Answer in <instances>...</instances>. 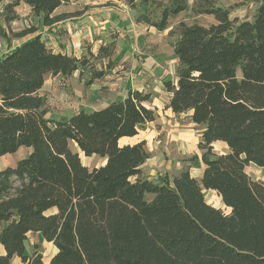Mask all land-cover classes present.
Segmentation results:
<instances>
[{"label":"trees","instance_id":"trees-1","mask_svg":"<svg viewBox=\"0 0 264 264\" xmlns=\"http://www.w3.org/2000/svg\"><path fill=\"white\" fill-rule=\"evenodd\" d=\"M64 1L0 0V37L7 38L3 24L17 19L20 3L50 25L61 19L52 14ZM186 1L167 0L150 25L163 30ZM206 13L215 23L180 24L176 77L163 82L171 111L201 126L199 181L184 169L153 182L141 168L145 142L119 144L154 120L148 93L128 90L98 109L51 119L38 93L46 74L87 67L92 83L103 72L85 56L52 52L38 35L0 56V157L30 149L0 170V264L13 256L43 264L41 253L26 252L29 232L56 247L48 264H264V182L245 171L264 167V0L252 20L236 24L223 7ZM214 142L227 151L215 153ZM70 143L104 163L89 169ZM203 190L214 191L229 213L208 204Z\"/></svg>","mask_w":264,"mask_h":264},{"label":"rangeland","instance_id":"rangeland-1","mask_svg":"<svg viewBox=\"0 0 264 264\" xmlns=\"http://www.w3.org/2000/svg\"><path fill=\"white\" fill-rule=\"evenodd\" d=\"M260 2L261 0H187L185 9L176 15H170L166 27L157 30L150 24L158 20L167 0H157L145 6L138 2L128 6L125 0V9L128 10L125 12V21L120 28H111L108 32L110 39L118 38V46H115L114 40L107 42V47L100 46L103 49L101 51L98 48L100 44L92 47V43L84 41L81 46V54H84L95 70L103 72L101 78L88 83L91 72L87 67L68 76L46 74L38 93L44 98L47 118L58 120L80 110L98 109L110 101L121 99L127 90H139L150 95L146 104L155 114L154 120L140 125L137 134L129 140L131 143L145 142L148 157L144 161L147 165L142 170L143 176L158 183L164 176L172 179L181 170L199 166L202 163L197 143L200 140L201 126L189 121V113L178 114L171 111L170 94L163 84L167 80L174 81L178 70L173 44L179 36L180 24L208 26L215 23L213 16L206 13V10L217 6L228 10L229 18L234 24L252 20ZM3 4H0V10ZM19 5L15 8L17 19L3 24L8 36L0 37V55L34 35L40 36L44 43L58 44L59 40L69 36L66 25L87 8L83 6L78 9L75 7V0H65L56 10L60 12L57 15H61L59 21L63 22L58 24L59 21H56L45 25L41 15H35L23 3ZM142 15L149 21L144 22ZM0 22L3 23L1 18ZM25 29H33V32L21 37L13 35ZM212 146L217 154L227 151V147L221 142H214ZM70 147L78 152L81 163L89 169L104 163L103 158L97 155H83L73 143H70ZM29 150L21 146L14 153L1 156L0 170L13 167ZM245 171L252 179L264 182V167L248 164ZM203 194L208 204L229 213V209L222 204L214 191L203 190ZM43 240L38 233H29L26 238L27 253H41L43 264H48L53 255L50 247L42 244ZM20 263L23 264L21 261Z\"/></svg>","mask_w":264,"mask_h":264},{"label":"crops","instance_id":"crops-1","mask_svg":"<svg viewBox=\"0 0 264 264\" xmlns=\"http://www.w3.org/2000/svg\"><path fill=\"white\" fill-rule=\"evenodd\" d=\"M125 0H75V7L78 9H82V7H87L79 16L75 17L74 20L67 24V30H68V37L62 38L58 41V44H53V42L45 43V45L52 50L54 53H66L68 55H73L77 58H80L81 56H84V54H81L82 44L84 41L92 43V47L100 46L107 47L109 46L106 44L107 42L114 40L115 46H118V38L110 39L108 32L111 30V28L117 29L120 28L121 23L125 21ZM126 4L130 6L127 3ZM22 5V3H21ZM25 5V4H23ZM20 6V5H18ZM27 6V5H26ZM61 6V5H60ZM58 6L54 11L52 15H57L60 12H56V10L60 7ZM29 7V6H27ZM30 8V7H29ZM18 14V13H17ZM129 15V14H128ZM63 21H59L58 24H60ZM123 26V24H122ZM61 27V25H60ZM23 42V41H22ZM17 46V45H15ZM15 46L8 48L6 51L2 52L0 56L7 53V51L11 50ZM97 48V50H98ZM120 48V47H119ZM118 48V49H119ZM73 52V53H71ZM99 79V78H98ZM133 90V89H130ZM128 91V90H127ZM127 93V92H126ZM125 93V95H126ZM124 94L121 96L123 98L125 96ZM111 102V101H110ZM106 105V104H105ZM103 105V106H105ZM102 106V107H103ZM134 137V136H132ZM132 137H122L119 139V144H133L129 142V140ZM226 152V151H224ZM147 163H144L141 165L142 170L144 171V167H146ZM203 165L199 164L197 167H189V173L192 177H194L196 180H199L201 172H202ZM194 169V172H193ZM180 172V171H179ZM144 173V172H143ZM156 174V173H155ZM54 209L48 210L46 213L53 212ZM32 233V232H29ZM29 233H27V236H29ZM38 232H36L37 234ZM40 235V233H38ZM41 237V236H40ZM42 243V242H41ZM44 245H48L50 247L51 255H54L57 252L56 247L51 242H47L43 240ZM26 246V252H27V244L25 242ZM4 248L2 245H0V255L4 254ZM50 259V258H48ZM20 259L16 256H13L11 259L12 264H21ZM15 261V262H14Z\"/></svg>","mask_w":264,"mask_h":264}]
</instances>
